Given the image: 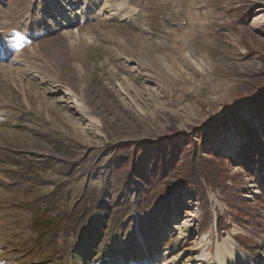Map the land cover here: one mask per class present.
Returning <instances> with one entry per match:
<instances>
[{
  "label": "rangeland",
  "instance_id": "obj_1",
  "mask_svg": "<svg viewBox=\"0 0 264 264\" xmlns=\"http://www.w3.org/2000/svg\"><path fill=\"white\" fill-rule=\"evenodd\" d=\"M258 139L264 0H0V264H242L227 236L264 264V147L241 153ZM171 141L140 189L116 168ZM196 144L228 176L208 205L183 169Z\"/></svg>",
  "mask_w": 264,
  "mask_h": 264
},
{
  "label": "trees",
  "instance_id": "obj_2",
  "mask_svg": "<svg viewBox=\"0 0 264 264\" xmlns=\"http://www.w3.org/2000/svg\"><path fill=\"white\" fill-rule=\"evenodd\" d=\"M175 145V147L179 148V144L175 142H165L160 143L153 150V154H150L149 150H152L147 145H137L127 150L126 146L121 147L116 150V156L114 157L115 162L118 163L116 168H124V174L129 181V184L138 185V189L141 188V182L145 179L151 178L153 174H155L156 170L160 167L161 169L172 168V165L175 164L177 160H173L176 152L172 151L169 154V158L166 159L164 156L166 150L170 148L171 145ZM264 147V140L261 141L258 139L253 142V145L247 146L245 149L241 151L243 154V158L250 164L254 157L256 159L262 157L260 154H263L262 148ZM200 146L195 145L192 151L185 157L184 159V170H185V178H188V187L193 188L195 195L200 198L206 205H208V196L206 192V185L211 188H217L222 184H226L228 176L226 174V168L216 165L215 161L204 157L202 152H200ZM189 156V157H188ZM264 156V155H263ZM264 159V157H263ZM262 160V159H261ZM175 161L174 163H172ZM159 163V165H158ZM253 163H257V161H253ZM256 166L257 172V180L264 192V160L263 162H259V166ZM220 169V171H219ZM237 186H227L225 191L226 202L234 211V220L240 225L251 224V218L255 215V209H252L246 203H244L240 197L237 195L236 188ZM236 188V189H235ZM223 222V223H222ZM218 228L220 231L227 230L231 225L227 222H224L222 219L218 222ZM141 234L144 238H148L146 226L141 225L140 228ZM236 242L244 247L250 248L251 243H256L254 239L249 236H239L235 238Z\"/></svg>",
  "mask_w": 264,
  "mask_h": 264
},
{
  "label": "bare ground",
  "instance_id": "obj_3",
  "mask_svg": "<svg viewBox=\"0 0 264 264\" xmlns=\"http://www.w3.org/2000/svg\"><path fill=\"white\" fill-rule=\"evenodd\" d=\"M226 242H229V244H231V248H223L221 245L218 246V249H219V253L221 252H224L226 253L227 256H230L233 252H234V256L239 260L240 263L242 264H248V260L245 258V255L243 256V253L239 250V247L238 245L232 240L231 236H227L224 240V243L225 244ZM228 244V243H227ZM228 244V245H229ZM226 245V244H225ZM225 247H228V246H225ZM218 254V253H217ZM222 254V253H221ZM219 255V254H218ZM233 255V254H232ZM220 259L222 256H219ZM232 258V257H231ZM221 261V260H220Z\"/></svg>",
  "mask_w": 264,
  "mask_h": 264
}]
</instances>
